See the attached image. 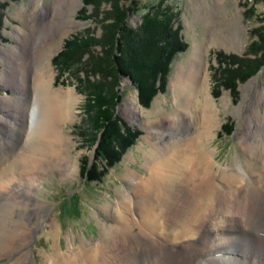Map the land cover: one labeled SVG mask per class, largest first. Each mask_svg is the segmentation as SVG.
<instances>
[{
  "label": "rangeland",
  "instance_id": "1",
  "mask_svg": "<svg viewBox=\"0 0 264 264\" xmlns=\"http://www.w3.org/2000/svg\"><path fill=\"white\" fill-rule=\"evenodd\" d=\"M120 3L125 14L124 26L131 28H137L142 15L154 10L159 3L163 7H169L175 14L172 17V28L177 30L179 39L185 43V47L170 58L164 87L154 91L148 104L140 102L137 89L127 75L120 78L113 76L106 51H102L97 42L92 41L89 46L82 48L77 54L68 56L67 59L55 56L65 40L73 35L93 38L100 36L101 23L107 21H102V18L107 15V11L110 14L108 2L102 1L94 9L90 3L83 5L81 0H0L2 146H8L6 139H9L10 143L15 142L13 151H17L21 150L23 143L19 127L11 126L9 120L7 121L11 116L8 115L6 120L2 117L6 113H13L14 109L11 108L14 100L22 97L21 105H25L24 98H28L31 93L30 101L34 106L30 108V118L26 122V118L22 117L18 123H22L26 128L37 127L39 124L41 105L30 87L31 73H34V68L39 63L37 56L45 58L43 63H50L54 73V88H72L78 96L73 109L75 115L60 123L67 140L60 157L63 161L66 160L65 164L73 168L67 170L65 176L59 171L41 172V178L36 180L37 186L26 196V204L25 199L18 198L20 204L26 207L25 214L34 216L36 210H45L43 220L36 223L34 231L29 230V239L20 247L28 264H44L46 255H50L55 249L67 254L66 249L70 248L69 251L74 252L76 249L74 246H68L70 244H96L101 236V227L113 222L108 212L115 206L116 199L118 200L121 194L132 191L131 184L127 183L124 175L127 172L141 177L146 174L150 143L155 141L161 145L163 139L168 136L180 137L193 130L192 121L179 112L176 113L178 117L175 116L176 122L173 125H168V121L163 119L172 115V112H177L179 90L178 86L173 84L174 76L177 77L179 71H184L193 59L200 62L201 84L207 86L214 102L213 126L209 135L202 138L211 148L212 157L218 165L229 170L234 162L246 166L242 136L248 133L250 123H247L250 119L255 120V113L258 110L261 114L264 113V38H259L256 33L259 31L264 37V0H121ZM81 14L90 16L84 17ZM252 40L257 42L250 44ZM134 46L133 51L136 52ZM217 52L222 54L221 62L216 59ZM99 56L102 71L95 68ZM134 57L138 62H145L144 58H139L138 52ZM252 58L255 62L261 59L262 63L250 73L254 65ZM23 65L26 67L24 80ZM113 80H116L113 85L116 96L113 102L99 108L105 107L111 119L119 118L121 126L116 122L117 134L107 133L104 140L116 148L119 144L118 138L128 131L133 130L137 134L132 143L125 147L109 166L104 156L97 152V141L103 127L99 128L98 122H91L89 117L96 109L95 104L87 111L86 102L90 94L94 97V93L96 96L99 93L105 99L106 95L101 91L104 89L106 92ZM157 84L159 79L154 82L155 86ZM21 85L22 88H19ZM129 99L135 102L133 105L136 108L132 113H128L124 108V104L129 106ZM108 155L109 153L106 156ZM217 164L213 165V168H217ZM90 167L96 168L99 174L89 178L86 171ZM17 181L19 182L14 179L13 183L11 182L9 194H0V217L5 212L8 213V205L13 206L14 196H18L15 191L25 193L23 184ZM1 185L3 189L6 188L4 183H0ZM28 207L32 209L28 210ZM18 211L17 208L16 213ZM260 223L256 222V225L263 226L264 229V225ZM25 229L27 231L28 227H19L20 231ZM137 229L138 226H134L131 232L134 233ZM232 231L236 232L233 235L241 233L236 229ZM246 232L254 235L252 227H247ZM256 236L264 239L261 233L257 232ZM257 238L254 240L258 241ZM135 240L134 238L133 241ZM238 242L236 246L234 244L236 251L247 246V252L251 254V246L247 242ZM212 243L214 241L203 244L197 242V247L204 244L209 246ZM114 246L119 250L122 245L120 242ZM18 256L17 253L1 256L0 264H10ZM249 260L248 258L246 264L250 263ZM216 264H232V261H219Z\"/></svg>",
  "mask_w": 264,
  "mask_h": 264
},
{
  "label": "bare ground",
  "instance_id": "2",
  "mask_svg": "<svg viewBox=\"0 0 264 264\" xmlns=\"http://www.w3.org/2000/svg\"><path fill=\"white\" fill-rule=\"evenodd\" d=\"M37 57L39 63L31 73L30 87L41 105L38 126L26 128L18 123L22 117L26 122L30 118L29 111L34 106L31 93L24 98L25 105H21L20 97L13 101V113L2 116L5 120L11 116L7 121L19 127L23 138L21 150L17 151H13L15 142L6 139L8 146H2L0 140V183L6 186L4 189L0 186V194H9L14 179L25 188V193L15 191L18 196H14L13 206L8 205V213L0 217V257L19 255L10 264H28L20 247L26 244L29 230L34 231L45 212L38 209L34 216L25 214L26 207L18 198L25 199L26 204V196L37 186L41 172L59 171L65 176L73 168L60 157L67 144L60 123L75 115L73 109L78 96L72 88H54L50 63H43L45 58L41 55ZM24 68L25 65L22 80L26 75ZM199 68L200 62L193 59L184 71L174 76L179 108L163 118L173 125L179 112L192 121L193 130L180 137L163 135L161 145L150 143L146 174L124 175L132 191L116 199L108 212L113 222L101 227L96 244H70L76 250L70 252L68 248L67 254L60 249L52 250L44 264H216L219 261L246 264L248 258V264L264 263V239L256 236L257 232L264 235L263 226L256 225V222L264 225V113L259 110L255 113V123L250 119L248 133L242 136L246 166L234 162L229 170L215 163L211 148L202 138L209 135L213 126L214 102L207 86L201 84ZM129 102L124 108L132 113L135 102L133 99ZM216 164L217 168H213ZM20 226H27L28 230L20 231ZM134 226L138 229L132 233ZM247 227H252L258 241L246 232ZM232 229L241 233L233 235L236 232ZM211 241H214L212 245L197 247V242ZM236 241L247 242L251 254L247 246L236 251ZM120 242L122 246L116 250L114 245Z\"/></svg>",
  "mask_w": 264,
  "mask_h": 264
},
{
  "label": "trees",
  "instance_id": "3",
  "mask_svg": "<svg viewBox=\"0 0 264 264\" xmlns=\"http://www.w3.org/2000/svg\"><path fill=\"white\" fill-rule=\"evenodd\" d=\"M81 1L83 5L90 3L94 9H96L102 1L108 2L110 14H108L107 11V15L102 18V21H107L101 23L102 31L97 38H93L92 36L79 37L78 35H73L70 39L65 40L63 47L55 55L56 58L62 57L63 59H67L68 56L74 53L77 54L79 50L89 46L92 41L97 42L101 50L106 51V56H108L111 65V73L114 74L113 76L120 78L122 75H127L137 89L140 102L148 104L154 91L164 87V77L170 58L174 56L178 50L185 47V43L182 42L177 35V30L172 28V17L175 15L174 12L170 11L169 7L160 5V2L155 6L156 8L154 10L147 11L142 15L140 25L137 26V28H131L129 26H124L123 20L125 14H123V7L120 3L121 0ZM81 16L89 17L90 15L81 14ZM256 33L259 38H264L261 32L257 31ZM255 42L257 41L252 40L250 44ZM134 45L137 49L136 52L140 55L139 58H144L145 62L136 61L134 57L136 52L133 51ZM100 58L99 56L98 61L95 62V68L102 71L103 68L99 64ZM216 59L221 62V52H217ZM251 61L254 65L250 73L254 72L262 63L261 59L255 62L252 58ZM156 79H159V84H157V86L154 85ZM115 81L113 80L112 83H110L106 92H104V89L101 91L106 95L105 99H103V97H101L102 95L99 93H97V96L94 93V97L92 98V94L89 92L90 95L86 102L88 106L86 109L87 111H90V108L95 104L96 109L89 117L91 122H98L99 128L103 127L97 141V152L100 156H104L109 166L119 157L123 149L132 143L137 134L136 131H128L120 139L118 138L119 144L116 148H113L104 140V136L107 133L111 132L112 134H117L116 129H118V123L121 126L119 118L116 117L111 119L105 107L104 109H101V107L99 108V106L108 105L113 102L116 96L115 89L113 88ZM231 86L229 85V87ZM107 98L108 100L106 101ZM100 99L103 101L99 102ZM107 149L109 150L106 151ZM108 153V157L111 156L109 159L106 156ZM86 172L89 178L99 174V171L92 167L88 168Z\"/></svg>",
  "mask_w": 264,
  "mask_h": 264
}]
</instances>
